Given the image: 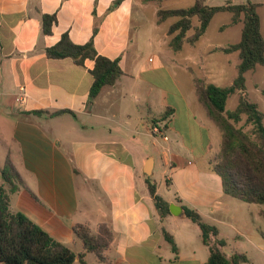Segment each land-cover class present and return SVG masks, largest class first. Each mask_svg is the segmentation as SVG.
<instances>
[{"label":"crops","instance_id":"obj_1","mask_svg":"<svg viewBox=\"0 0 264 264\" xmlns=\"http://www.w3.org/2000/svg\"><path fill=\"white\" fill-rule=\"evenodd\" d=\"M160 9L144 0H0V186L9 160L24 182L11 209L84 253L86 264L103 263L76 237L78 224L93 234L110 227L111 264H206L210 247L184 208L218 229L211 245L223 240L227 258L264 264V209L226 195L213 171L223 134L196 95L194 79L201 77L171 56L168 31L157 33ZM45 15L57 16L52 35L44 33ZM65 34L78 45L93 40L100 55L121 59L124 75L90 107L95 62L79 66L47 56ZM183 74L188 90L177 79ZM63 110L73 114L52 116ZM155 124L165 126L163 135L152 132ZM148 179L170 206L165 218ZM172 205L183 215H174ZM74 264H82L79 257Z\"/></svg>","mask_w":264,"mask_h":264},{"label":"trees","instance_id":"obj_2","mask_svg":"<svg viewBox=\"0 0 264 264\" xmlns=\"http://www.w3.org/2000/svg\"><path fill=\"white\" fill-rule=\"evenodd\" d=\"M166 0H144L145 3L161 4ZM261 4L247 1L233 4L231 1L223 6H209L205 0H196L187 9H160L158 23L177 18L169 30L170 48L180 53L185 44L195 45L206 34L214 17L220 13L232 14L230 26L244 23L242 39L239 43L225 48H218L230 55L238 53L239 75L233 84L219 87L207 83L204 79L195 78L196 95L207 112L209 118L221 129L223 134L220 153L213 163V171L223 182L226 195L240 201L264 206V113L258 104L249 100L246 93V74L257 66L264 67V36L262 34L261 18L258 9ZM197 19L198 25H194ZM57 23L56 15H45L43 30L46 35H52ZM194 31L189 36V32ZM50 59H72L75 64L84 66L86 61H94L91 70L93 84L87 106L90 107L99 97L105 87L113 86L124 75L121 59H109L96 50L93 40L84 44H75L68 34L63 35L60 42L47 49ZM241 95L238 107L227 110L231 96ZM71 111L63 110L52 114L59 116ZM33 114L42 115L43 112ZM75 115V114H74ZM167 115L159 121H165ZM244 125L241 123L244 121ZM251 125L252 132L245 131ZM0 186V264H74L79 257L82 264L84 253L77 255L72 249L54 239L50 234L30 220L25 214L11 209L12 195L24 187V182L13 166L7 161L1 169ZM150 194L162 218L170 215L169 204L157 193V186L147 180ZM185 216L199 226L203 242L210 247V257L206 264H242L248 261L245 255H234L230 259L221 252L219 246L225 245L223 240L211 245V238L217 237L216 227L206 224L200 214L184 208ZM264 217V211L262 212ZM78 239L84 244L86 252L96 255L103 264H111L106 256L113 240V233L107 224L100 226L99 234H93L91 229L83 224L73 228ZM166 240L178 254V247L172 235L164 231Z\"/></svg>","mask_w":264,"mask_h":264},{"label":"rangeland","instance_id":"obj_3","mask_svg":"<svg viewBox=\"0 0 264 264\" xmlns=\"http://www.w3.org/2000/svg\"><path fill=\"white\" fill-rule=\"evenodd\" d=\"M196 0H166L161 2V9H187L195 4ZM209 6H223L228 2L233 4L246 3L251 1L253 3L261 4L258 13L261 18L262 34L264 36V0H205ZM155 6V5H153ZM153 6L150 7L152 12ZM149 19L152 21V14ZM232 14L220 13L214 17L206 34L195 45L185 44L184 49L180 53L171 51V56L176 59L178 63H186L192 69L195 77H201L206 81L213 83L219 87H227L233 84L234 80L239 75L238 64L240 62L238 53L227 55L218 48H225L239 43L242 39V32L244 23L230 26ZM177 21V18L167 20L159 26L157 33L161 37L168 31L169 27ZM194 25H198L197 19L194 20ZM194 31L189 32V36L193 35ZM171 39V37H170ZM169 39L166 46L163 48L169 51ZM178 80H182L188 90L191 81L188 76L178 75ZM246 93L251 102L258 104L260 110L264 113V67L257 66L253 71L246 74ZM241 95L239 93L231 96L227 103V110H235L240 101ZM244 121L241 125H244ZM245 131L252 132V126L245 127ZM258 208L264 209L263 205H255ZM188 222V221H185Z\"/></svg>","mask_w":264,"mask_h":264},{"label":"water","instance_id":"obj_4","mask_svg":"<svg viewBox=\"0 0 264 264\" xmlns=\"http://www.w3.org/2000/svg\"><path fill=\"white\" fill-rule=\"evenodd\" d=\"M150 167H151V162H149V163L147 164V167H146V170H147L146 174H147V175L150 174V173H149ZM171 211H172V213H173L174 215H176V216H182V215H183V210H182L181 207H178V206H174V205H172V206H171Z\"/></svg>","mask_w":264,"mask_h":264},{"label":"built area","instance_id":"obj_5","mask_svg":"<svg viewBox=\"0 0 264 264\" xmlns=\"http://www.w3.org/2000/svg\"><path fill=\"white\" fill-rule=\"evenodd\" d=\"M22 91H24V89L22 88L21 89ZM24 100V99H23ZM164 131H165V126L162 125V124H155L153 127H152V132L155 134V135H163L164 134ZM166 138V137H165Z\"/></svg>","mask_w":264,"mask_h":264}]
</instances>
